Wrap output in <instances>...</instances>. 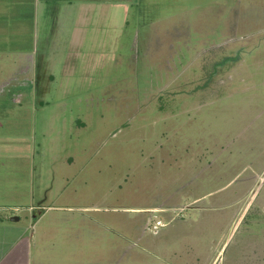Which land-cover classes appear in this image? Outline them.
Masks as SVG:
<instances>
[{
    "label": "rangeland",
    "instance_id": "374dc122",
    "mask_svg": "<svg viewBox=\"0 0 264 264\" xmlns=\"http://www.w3.org/2000/svg\"><path fill=\"white\" fill-rule=\"evenodd\" d=\"M124 5L12 104L34 264H264V0Z\"/></svg>",
    "mask_w": 264,
    "mask_h": 264
},
{
    "label": "crops",
    "instance_id": "0c3cea01",
    "mask_svg": "<svg viewBox=\"0 0 264 264\" xmlns=\"http://www.w3.org/2000/svg\"><path fill=\"white\" fill-rule=\"evenodd\" d=\"M125 1L0 0V264L35 263L28 216L38 221L45 214L32 212L25 152L1 141L11 136L6 122L12 121V104L21 105L23 90L36 79L31 73L44 71L50 81L57 73L60 78L73 74L76 56L94 36L98 55L113 51ZM6 93L10 99L2 98ZM16 93L20 96L14 98Z\"/></svg>",
    "mask_w": 264,
    "mask_h": 264
},
{
    "label": "water",
    "instance_id": "95a60500",
    "mask_svg": "<svg viewBox=\"0 0 264 264\" xmlns=\"http://www.w3.org/2000/svg\"><path fill=\"white\" fill-rule=\"evenodd\" d=\"M14 219H16V217Z\"/></svg>",
    "mask_w": 264,
    "mask_h": 264
}]
</instances>
